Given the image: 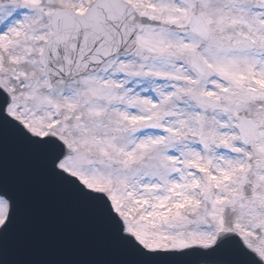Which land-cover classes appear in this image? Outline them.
Returning <instances> with one entry per match:
<instances>
[{
    "label": "snow or ice",
    "instance_id": "6c2138e0",
    "mask_svg": "<svg viewBox=\"0 0 264 264\" xmlns=\"http://www.w3.org/2000/svg\"><path fill=\"white\" fill-rule=\"evenodd\" d=\"M0 264H264V0H0Z\"/></svg>",
    "mask_w": 264,
    "mask_h": 264
}]
</instances>
